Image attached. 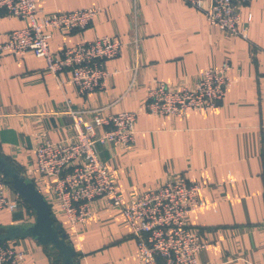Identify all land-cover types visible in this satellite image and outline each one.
Segmentation results:
<instances>
[{
    "label": "crops",
    "instance_id": "1",
    "mask_svg": "<svg viewBox=\"0 0 264 264\" xmlns=\"http://www.w3.org/2000/svg\"><path fill=\"white\" fill-rule=\"evenodd\" d=\"M39 16L87 7L100 9L83 30L61 32L47 27L50 49L109 36L121 44L119 54L104 61L103 89L80 95L32 52L17 55L0 49V155L32 181L75 250L78 264H141L136 241L123 214L140 192L158 186L169 172L199 185L200 208L185 221L207 246L199 264H264V0L239 7L245 35L229 34L208 22L202 10L183 0H39ZM26 21L0 11V45ZM230 64L231 85L216 107L192 109L184 116L144 110L148 83L192 87L202 71ZM85 119L136 111L134 142L129 147L97 144L98 156L113 176L121 205L100 197L91 215L71 225L52 191L55 178L37 169L38 141L74 134L66 108ZM105 127H96L101 134ZM4 192L17 194L4 177ZM55 202V203H54ZM34 211L25 202L0 211V231L31 224ZM24 251L20 264H61L49 244L31 237L7 241Z\"/></svg>",
    "mask_w": 264,
    "mask_h": 264
},
{
    "label": "built area",
    "instance_id": "2",
    "mask_svg": "<svg viewBox=\"0 0 264 264\" xmlns=\"http://www.w3.org/2000/svg\"><path fill=\"white\" fill-rule=\"evenodd\" d=\"M39 0H0V11L25 20V26L13 29L0 49L22 55L32 52L43 57L47 69L60 83L62 73H70V81L77 92L103 89L107 73L106 60L116 57L121 48L118 40L98 36L93 40L64 46L57 56L50 49L44 29L56 28L61 32L83 30L100 11L87 7L57 11L39 16ZM202 10L208 22L216 24L229 34L245 35L239 30V7L251 0H183ZM224 62L201 72L192 87L173 88L165 83H148L145 88L144 110L150 114L184 116L192 109L206 110L216 107L231 85ZM74 134L57 141H38L34 151L37 169L55 178L52 191L60 211L71 225L84 222L92 213L90 203L100 197L112 206L121 205V195L113 176L98 156L96 145L114 144L129 147L134 142L136 111H121L102 115L95 112L85 119L83 112L68 106ZM105 127L97 134L96 127ZM199 185L189 182L181 173L169 172L156 187L140 192L123 207V214L136 241L141 264H199L197 252L207 244L197 229L185 221L187 214L202 206L198 196ZM24 201L4 192V176L0 173V211L14 210ZM55 203V202H54ZM52 214L55 204L48 203ZM55 216V214H54ZM65 236V234H64ZM66 239L67 236H65ZM24 251L7 241L0 242V264H20Z\"/></svg>",
    "mask_w": 264,
    "mask_h": 264
},
{
    "label": "water",
    "instance_id": "3",
    "mask_svg": "<svg viewBox=\"0 0 264 264\" xmlns=\"http://www.w3.org/2000/svg\"><path fill=\"white\" fill-rule=\"evenodd\" d=\"M0 173L34 211V220L31 224L10 225L0 231V242L31 237L40 244H49L57 250L61 256V264H78L73 246L65 238L61 224L56 221L48 203L35 184L1 155Z\"/></svg>",
    "mask_w": 264,
    "mask_h": 264
}]
</instances>
